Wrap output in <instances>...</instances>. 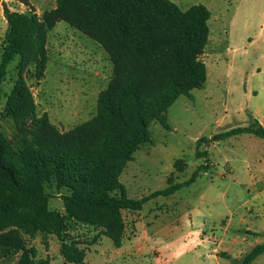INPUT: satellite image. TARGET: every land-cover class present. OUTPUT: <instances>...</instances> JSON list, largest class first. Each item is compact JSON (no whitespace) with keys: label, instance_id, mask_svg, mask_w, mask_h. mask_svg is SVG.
I'll return each mask as SVG.
<instances>
[{"label":"trees","instance_id":"trees-1","mask_svg":"<svg viewBox=\"0 0 264 264\" xmlns=\"http://www.w3.org/2000/svg\"><path fill=\"white\" fill-rule=\"evenodd\" d=\"M3 13L7 31L0 55V106L9 66L16 59L18 65L0 112L16 131L13 139L0 131V261L17 257L13 264H52L38 257L26 237L55 236L65 264H83L84 242L68 237L72 224L101 230L119 249L127 225L124 211L138 212L153 199L174 195L208 170L200 166L182 183L171 178L167 188L140 199L130 198L120 181L135 153L151 143L152 123L168 129L169 108L205 85L201 56L209 43L212 13L202 4L182 10L170 0H56L55 9L42 17L8 5ZM60 21L97 42L113 65L108 85L98 94L96 114L65 132L47 113H38L28 84L30 73L37 81L45 77L49 32ZM252 122L211 140L241 134L264 139V127L254 117ZM209 141L202 138L198 145ZM56 195L63 212L50 206ZM263 254L264 243L258 244L241 264H252Z\"/></svg>","mask_w":264,"mask_h":264},{"label":"rangeland","instance_id":"rangeland-1","mask_svg":"<svg viewBox=\"0 0 264 264\" xmlns=\"http://www.w3.org/2000/svg\"><path fill=\"white\" fill-rule=\"evenodd\" d=\"M27 1L0 0V55L7 31L4 5L18 12L33 10L39 17L56 7V0ZM170 1L182 10L202 4L212 13L209 43L201 56L207 81L169 108L168 129L152 123L151 143L135 153L120 181L130 198L140 199L167 188L171 178L182 183L198 167L208 170L190 187L149 201L140 215L124 211L121 251L101 230L72 224L68 237L84 242L83 264H241L264 243V139L241 134L211 140L251 126L252 117L264 122V0ZM48 53L45 77L37 81L30 73L28 84L38 113H47L65 132L96 114L98 94L108 85L113 65L97 42L62 21L49 32ZM17 65L18 59L9 66L0 112L17 79ZM0 131L12 139L16 132L1 117ZM202 138L210 141L199 146ZM50 206L64 211L58 195ZM26 238L39 258L64 264L56 237ZM252 264H264V254Z\"/></svg>","mask_w":264,"mask_h":264},{"label":"crops","instance_id":"crops-1","mask_svg":"<svg viewBox=\"0 0 264 264\" xmlns=\"http://www.w3.org/2000/svg\"><path fill=\"white\" fill-rule=\"evenodd\" d=\"M256 119V118H255ZM261 123V125L264 127V122H260ZM142 212V210L141 211H138V212H136L138 215H140V213ZM135 214V213H134ZM52 237H55V236H52ZM131 241H134V239L133 240H131ZM142 241H146V239H142ZM133 244V243H132ZM124 246V245H123ZM123 246L121 247V248H119V251H121V249L123 248ZM139 252H141L142 250H143V248H138L137 249ZM215 251L216 250H214V253H215ZM59 254H60V245H59ZM60 256H61V254H60ZM61 258H62V256H61ZM63 259V258H62ZM51 263H52V261H51ZM64 264H65V262H64Z\"/></svg>","mask_w":264,"mask_h":264}]
</instances>
